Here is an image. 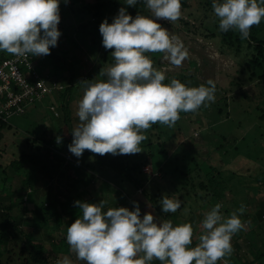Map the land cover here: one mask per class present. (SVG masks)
I'll return each mask as SVG.
<instances>
[{
	"label": "clouds",
	"instance_id": "1",
	"mask_svg": "<svg viewBox=\"0 0 264 264\" xmlns=\"http://www.w3.org/2000/svg\"><path fill=\"white\" fill-rule=\"evenodd\" d=\"M61 2L68 0H0V51L24 59L49 55L61 36ZM142 2L150 15L133 17L127 7H135L138 0H124L127 7H120L111 23L105 18L99 24L102 47L112 50L114 62L102 72L106 79L78 82L80 123L68 145L77 158L84 150L100 156L140 153L148 138L145 130L152 125L171 128L181 112L196 113L215 101L213 80L194 87L175 78L164 83L165 72L154 66L149 55L161 53L173 66L188 59L181 38L157 22L179 20L181 0ZM212 11L220 32L235 30L247 40L250 29L264 20V0H212ZM159 202L163 214L176 213L182 206L180 198L170 195H162ZM105 204L104 200L73 202L81 215L67 226L65 238L84 264H230L232 238L250 223L241 219L246 210L243 203L227 216L220 211L223 205L216 203L203 214L198 243L190 246L194 236L190 222L174 225L151 212L141 216L137 202L131 211L126 207L105 210ZM56 264H73V260L63 256Z\"/></svg>",
	"mask_w": 264,
	"mask_h": 264
},
{
	"label": "trees",
	"instance_id": "2",
	"mask_svg": "<svg viewBox=\"0 0 264 264\" xmlns=\"http://www.w3.org/2000/svg\"><path fill=\"white\" fill-rule=\"evenodd\" d=\"M78 1L79 0H76L75 2ZM181 3L182 6H185L184 0H181ZM201 3L206 7V10L207 8L212 10V0H202ZM122 6L127 7L121 0H107L106 2L96 3L94 6L95 12H90L92 17L88 19L85 26L81 27V29H83L88 26L91 28V31L97 34L96 43L99 48L102 45V37L98 31L100 23L97 22L100 18V12L105 9L108 14L111 13L108 20V22L111 23L112 17L117 14L118 9ZM145 7L142 0H138L135 7H127V11L131 9L132 12H129V14L135 17L137 13L142 15V11ZM76 11L81 12L78 10ZM114 11H116V13H114ZM213 18L215 19L213 24L214 28L208 29L207 32L210 37H220L217 43L218 49L220 48L223 53L224 51L222 49H227L226 52L228 50H234L237 53L246 52V62L244 67L241 68L242 77L239 79L238 76L237 83H235L234 86L240 89L256 81H260L264 85V20H262L259 25H255L250 29V36L247 40H242L238 31L229 30L228 32H220L218 28V19L214 15ZM214 29H217L218 32L214 33ZM70 40L74 42L72 39ZM102 50V63L113 60L111 49L105 50L103 48ZM9 56L10 54L7 52L1 51L0 63ZM48 57L50 58L52 56ZM58 59L56 58L55 60L57 61ZM33 61H35L34 57ZM67 64L70 71L69 76L65 80L66 82H64L67 87L57 94L60 96L59 100H62L60 107L64 110V113L58 111L57 115H55L54 112L50 110V107L55 108V104L52 103L49 105L52 116L61 120L57 135L47 138V133L50 131L49 129H46L40 137H33L32 134H30V136L33 137L31 140L33 143L31 144H37L36 150L32 152L31 155L22 154L20 158L23 162L29 161L33 165L32 171L27 170L26 172L21 161H19V164L18 162L11 163V166L17 164L14 166L15 174H18L19 177L22 176L20 177L21 185L19 191H21V194H19V196H15L14 198L9 194H3L5 190L4 182L12 181L8 176L0 182L2 185L0 188V264H2L4 258L8 263L14 259L16 255L14 246L16 243L23 244V246L18 247L19 251L16 264H56L57 260L71 254L63 227L67 228L68 225L81 215L78 206H73V202L77 199L88 203H98L99 201L88 194L87 190H82L79 197H76V199L69 197V191H62L60 183L55 182L61 173H65L67 177L73 180V186L80 185L78 181L84 172L100 177L105 184L110 186L109 198L104 196L103 198L101 197L102 200L106 201L105 210L109 207H116L117 202L127 196L125 192L127 191L126 186H129L132 191H140L143 200L136 202L141 209V216H143L146 211V205L154 216L161 217L162 219H170L174 225L185 222H190L192 224L194 236L193 243L190 246H195L198 243L197 237L202 232L200 222L203 218L204 209L207 207L211 208L216 203H219V200L224 197V192L227 188L232 187L231 189L235 192L237 191L236 193L239 194L242 193L247 195L250 193L251 195L255 194L257 196L263 194L264 168L260 169L259 172L255 174L257 177L245 174L244 172H230L228 176L224 177L221 171L208 164L205 165L202 161L197 159V151L194 149L195 144H193V139L189 138L190 140H187L184 135L188 129L185 124H177L176 126L177 131L182 132V137L183 139L186 138V141L184 139L180 148L175 150L173 156L163 167H158L161 173L160 177L154 176L150 178V175L143 171L148 161L143 156H140L139 153L115 156L105 154L100 156L99 154L91 153L89 150H84L81 157H75L69 152L68 145L72 142V130L80 122L72 106H69L70 112L67 113L66 110L68 111L67 107L72 100L73 92H75L77 88L82 87L78 82L87 79L80 74L78 75L77 72H73L75 64L70 62ZM49 70L52 71L51 73H54V68H50ZM96 70L101 69L98 67ZM45 73L42 75L47 76L49 74L52 77L54 75H51L49 72ZM77 78L78 80L76 82L75 79ZM242 94H244L243 97L245 99H248L244 92H242ZM215 100L218 102L219 106L217 115L224 114L227 118V110L232 100L228 98V95L224 92H216ZM247 101L250 102V100ZM259 104L260 107L256 105L253 111L257 110L259 113L258 118L264 121V95L259 94ZM249 114L247 110L242 112V115L247 117L250 116ZM160 126L162 125L157 123L145 130V134L148 138L142 142L146 143L144 144L145 146L141 145V147L147 149V152L149 151V162L153 161L151 164L153 171L158 166L154 162V153L164 154L165 149L163 144L169 141L167 137L163 136L165 132L161 130ZM5 128L9 127L7 124L2 123L0 125V141L3 138L2 132ZM253 132V139L258 141L263 136L264 129L255 125L253 127ZM201 134L203 135L204 132ZM57 137L60 138L59 143L57 142ZM202 137L205 138L204 136ZM208 142L209 144H213L211 140H208ZM252 154L254 153L251 152V155ZM113 177L120 180L114 181L112 180ZM34 181L40 182L42 185L35 187ZM115 183L118 185L115 186ZM258 183L260 185H258ZM52 184H55L60 190L57 191L56 195L61 194L64 200L57 198L55 193L53 194V192H51ZM40 187H49V189L46 190L45 195L36 196L38 192L37 189ZM200 190L204 192L203 195L199 194ZM176 193L180 194L178 198L182 201L181 209L176 213L163 214L160 210L159 202L162 195L175 196L174 194ZM27 200L29 201L27 203L28 206L22 210V220L24 219L26 225L24 224L21 226V219H19L17 215L12 214V211L16 205L20 206L23 204V201L26 202ZM200 201L203 202V205L198 206ZM205 201L207 202L205 203ZM185 205L190 208L187 217L181 213ZM222 208L220 211H222ZM194 209L198 210L195 211ZM226 211V216L231 213L228 209ZM51 219L54 223H52V229L49 233L47 226ZM244 220L249 221V225L244 230L236 233L234 237L238 242L242 240V243L245 244L243 247L248 251L250 250L249 252H251V254L254 252V257L250 259L246 254L242 253L240 249L238 250L239 246L234 245L233 253L228 258L230 264H255L264 258V206L258 207L254 213L252 212L244 215ZM196 222H198L197 227L195 226ZM37 226L42 227L43 239L41 240L34 236V230H36ZM43 241L48 242V249H46ZM81 264H84V262ZM153 264H159V262L153 261Z\"/></svg>",
	"mask_w": 264,
	"mask_h": 264
},
{
	"label": "rangeland",
	"instance_id": "3",
	"mask_svg": "<svg viewBox=\"0 0 264 264\" xmlns=\"http://www.w3.org/2000/svg\"><path fill=\"white\" fill-rule=\"evenodd\" d=\"M68 0L65 4L61 2L59 5L60 10V22L58 24V30L61 32V36L58 38L57 46L50 49V54L47 56L34 57L33 67L40 73L49 72L52 76L50 78L56 79L57 82L66 85V78L69 76V66L67 63L75 64L73 72H77L87 80L99 81L106 79L102 72L114 61L108 60L102 63L101 58L103 54L102 45L98 46L96 43L97 34L91 31V28L81 29L82 26L87 24L89 18L92 17L90 12H95L94 6L99 2H106L107 0ZM124 3V0H121ZM202 0H184L185 6H182V17L175 21L170 22L163 19L158 20L163 27L170 30V32L177 34L188 48L189 57L182 62L180 66H173L167 60L163 58L161 53H150L154 66L166 74V80L164 83H169L171 79L175 78L185 83L189 87L199 86L205 84L208 80H213L216 85V92L225 93L232 101L227 110L228 117L224 114L218 113V102L215 100L209 104L208 107H201L196 113H180V120L176 124L169 128L165 125L160 126L161 130L165 132L163 135L169 139L168 143L164 142L165 153H154V162L158 165L153 171L149 162V156L147 149L142 148L140 156L147 159L148 163L144 166L143 171L150 175V178L156 176L160 177L161 173L159 168L163 167L167 161L173 156L175 150L180 148L182 142L193 139L195 144L194 149L197 151V159L202 161L203 164H208L221 171L224 177L228 176L230 172H244L253 177L260 169L264 168V134L258 140L253 139V127L255 125L260 126L264 129V121L258 118L259 113L253 111L256 105H259V94L264 95V85L260 81H256L249 85H245L240 89H237L234 84L237 83V79L242 77L241 68L244 67L246 62V52L237 53L234 50L222 49L224 53L218 49L217 43L219 42V36L213 38L210 37L207 32L208 29L214 28L215 19L213 18V11L210 8L205 9L201 3ZM125 4V3H124ZM81 11V12H77ZM111 11L110 9H107ZM100 11V9H99ZM132 12L131 9L128 13ZM116 13V11H114ZM111 13H107L105 9L100 12V18L97 20L101 23L105 18L109 20ZM142 15H150V11L145 7L142 11ZM79 31V32H78ZM81 31V32H80ZM214 33L218 30L214 29ZM82 36V38H81ZM72 39L74 42H71ZM1 52V51H0ZM55 55V56H53ZM52 56V57H48ZM54 57V58H53ZM58 59L57 61L55 59ZM51 59V60H50ZM101 70H96L97 68ZM54 68V73L49 70ZM99 73H98V72ZM42 73V74H43ZM47 74V73H45ZM58 75V77H57ZM258 75V73H257ZM78 78L75 79L77 82ZM67 86V85H66ZM215 92V93H216ZM244 92L248 99H245L242 94ZM58 96V97H57ZM82 96V87L77 88L73 92L72 100L68 104V111L70 107H73V111L76 113L77 101ZM60 96L57 94H51L45 97L40 103L30 105L26 107L25 113L15 115L11 117L8 123L9 128L3 130V138L0 141V182L8 176L11 182H4V193L6 195L19 196L20 190V176L15 174L14 166L11 163L19 164V161L23 163V168L28 171L33 170V165L28 162L21 160V155H31L36 150L37 144L32 145L31 140L33 137H40L42 133L49 129L47 138L50 136L57 135L58 126L61 124V120L54 118L49 110L50 104H55V111L64 113V110L60 107L61 101ZM247 100H250L247 101ZM247 110L250 114L249 117L242 115V112ZM75 117V116H74ZM261 125H259V124ZM177 124H185L188 128L187 132L184 133L186 138L183 139L182 132L177 131ZM55 126V127H54ZM54 127V128H53ZM204 134L202 135L201 133ZM257 133V132H256ZM32 134L33 137L30 136ZM204 136L205 138H203ZM190 138V139H189ZM208 140L212 141L213 144H209ZM142 143V146H145ZM251 152L254 153L251 155ZM32 162V161H31ZM159 167V168H158ZM92 175L91 173H82L78 183L80 185L73 186L70 177H67L65 173H61L57 177V181L62 187V191H69V197L76 199L82 190H87L88 194L95 197L97 201L102 200L101 197L109 198V187L100 177ZM114 181H119L116 177L112 178ZM42 184L34 181V186L39 187ZM44 185V183H43ZM55 184H52L51 192L57 193L59 190ZM118 184L115 183V186ZM258 185H260L258 183ZM0 184V188H1ZM10 187V188H9ZM119 187V186H118ZM127 187L126 194L122 200L117 202L116 207H126L130 211L133 208V202L143 200L140 191H132L129 186ZM227 188L224 192V197L219 200V203L223 205L222 213L226 216V210L233 212L238 209L243 203L246 207L244 214L241 219L244 220V215L254 213L260 206H264V189L261 196L249 194H239ZM49 187H40L37 189L36 196H43L46 194V190ZM60 191V190H59ZM200 195L204 192L200 190ZM178 197L180 194H174ZM57 198L63 199L62 195H56ZM79 200V199H77ZM23 201L20 206H15L12 214H15L21 219V226L26 225L24 223L23 208H26L27 203ZM207 201H205L206 203ZM203 205L200 201L198 206ZM145 212H150L148 206L145 205ZM189 207L185 205L182 209V215L186 216L189 213ZM197 211L198 209H194ZM210 210L209 207L204 209V213ZM191 211V210H190ZM152 213V212H151ZM201 213V212H200ZM230 215V214H229ZM54 221L51 219L48 223L47 229L50 233L51 225ZM34 225V224H33ZM198 226V222L195 223ZM247 227V226H246ZM32 229V228H31ZM66 233V227H63ZM34 230V229H33ZM34 236L37 239H43L42 227L37 226L34 230ZM63 232V230H62ZM56 234V233H55ZM54 234V235H55ZM46 249L49 248L47 241H43ZM239 246L242 253L246 254L247 257L252 259L254 252L251 254L242 243L236 241L235 237L232 238V246ZM22 243L14 246L16 255L14 259L9 263L4 258L2 264H16L17 254ZM69 257L73 260V264H81L83 261L78 260L75 253L71 252ZM20 262V261H19ZM20 264V263H18ZM37 264V263H32ZM255 264H264V258Z\"/></svg>",
	"mask_w": 264,
	"mask_h": 264
},
{
	"label": "built area",
	"instance_id": "4",
	"mask_svg": "<svg viewBox=\"0 0 264 264\" xmlns=\"http://www.w3.org/2000/svg\"><path fill=\"white\" fill-rule=\"evenodd\" d=\"M64 89L63 84L41 75L33 67L31 55L24 59L10 54L0 63V125L23 114L27 106ZM50 110L57 115L55 108Z\"/></svg>",
	"mask_w": 264,
	"mask_h": 264
},
{
	"label": "crops",
	"instance_id": "5",
	"mask_svg": "<svg viewBox=\"0 0 264 264\" xmlns=\"http://www.w3.org/2000/svg\"><path fill=\"white\" fill-rule=\"evenodd\" d=\"M2 134H3V132H2Z\"/></svg>",
	"mask_w": 264,
	"mask_h": 264
}]
</instances>
